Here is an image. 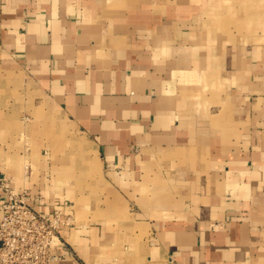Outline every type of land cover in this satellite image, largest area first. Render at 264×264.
Listing matches in <instances>:
<instances>
[{
  "label": "crops",
  "instance_id": "obj_1",
  "mask_svg": "<svg viewBox=\"0 0 264 264\" xmlns=\"http://www.w3.org/2000/svg\"><path fill=\"white\" fill-rule=\"evenodd\" d=\"M0 87V182L73 219L53 264H264V0H0Z\"/></svg>",
  "mask_w": 264,
  "mask_h": 264
},
{
  "label": "built area",
  "instance_id": "obj_2",
  "mask_svg": "<svg viewBox=\"0 0 264 264\" xmlns=\"http://www.w3.org/2000/svg\"><path fill=\"white\" fill-rule=\"evenodd\" d=\"M0 186L7 195L0 202V264H53V245L61 242L72 217L61 209L39 210L26 192L14 191L5 181Z\"/></svg>",
  "mask_w": 264,
  "mask_h": 264
},
{
  "label": "rangeland",
  "instance_id": "obj_3",
  "mask_svg": "<svg viewBox=\"0 0 264 264\" xmlns=\"http://www.w3.org/2000/svg\"><path fill=\"white\" fill-rule=\"evenodd\" d=\"M7 98L8 97L5 95L3 97H1L0 95V104L2 103V101L4 103L3 99H7ZM55 124H56L55 127L53 125H49V126H45L43 129V132L46 134L43 137L47 141L46 143L49 144L48 146L51 147L53 157L61 164L67 163V161H69L73 166L79 165L80 163L79 158L82 155V153L85 151L84 144L81 143L78 140V138L75 137H73L71 141L62 140L61 133L64 130L62 129V127L60 128L58 120L55 121ZM83 178H85V176L81 177L80 173H74L73 174L74 185L76 186L79 185ZM91 186L92 184L89 183L88 188L90 189V191L85 198H81L79 200L77 199L78 205L83 203V201L84 203H88L89 205L87 209H81V211L78 210L77 212V219L82 223L94 222L96 219H98V217H101V215H104V217L111 215L109 209L103 211L102 208H98L95 206L99 203L102 204L104 200V204L108 208L110 206L108 202L110 201L111 193L103 189L102 191L97 192L94 186L93 187Z\"/></svg>",
  "mask_w": 264,
  "mask_h": 264
}]
</instances>
